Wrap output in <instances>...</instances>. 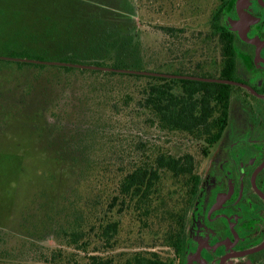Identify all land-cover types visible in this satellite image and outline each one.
I'll return each instance as SVG.
<instances>
[{"label": "rangeland", "instance_id": "374dc122", "mask_svg": "<svg viewBox=\"0 0 264 264\" xmlns=\"http://www.w3.org/2000/svg\"><path fill=\"white\" fill-rule=\"evenodd\" d=\"M230 1L0 0V57L15 58L16 52L29 51L30 60L72 58L86 65L108 56L112 47L105 45L104 38H110L107 41L111 43L121 36L132 38L145 54H157L163 62L158 28L209 32L214 13ZM17 63L0 60V264H55L53 256L58 252L64 255L58 264H72L71 258L87 264L89 253L68 248L64 236L70 203L99 191L96 173L82 179L83 173L92 167L94 171V165L103 167L129 159L135 148L131 129L144 130L139 139L148 146L154 143L180 153L188 144L171 135L155 139L152 128L136 118H112L104 104L109 96L98 93L102 87L96 85L102 81L95 77ZM113 83L104 89L117 85ZM244 92L237 90L233 95L230 125L210 156L204 159L196 154L201 162V206L214 196L210 170L230 144L253 147L244 155L257 156L256 143L264 140V130L251 132L247 124L249 112L257 114L264 100L254 96L244 99L240 95ZM191 218L193 226V213ZM121 229V249L100 253L101 258L123 261L128 254L147 249L141 247H148L149 234H141L127 219ZM137 238L143 241L136 242ZM157 250L163 257L169 252ZM194 252L195 248L189 255ZM122 253L125 256L117 257Z\"/></svg>", "mask_w": 264, "mask_h": 264}, {"label": "trees", "instance_id": "16d2710c", "mask_svg": "<svg viewBox=\"0 0 264 264\" xmlns=\"http://www.w3.org/2000/svg\"><path fill=\"white\" fill-rule=\"evenodd\" d=\"M209 27V32L195 33L173 26L158 28L164 47L163 62L157 54H145L139 43L134 45L132 38L119 36L111 43H108L110 38H104L105 45L112 47L107 50L108 56L86 65L238 81L235 78L238 53L234 36L224 25L222 11L218 9L214 13ZM30 54L29 51L16 52L15 58L29 59ZM58 61L79 63L72 58ZM17 64L95 77L102 81L97 82L100 85L96 88L102 87L98 93L109 96L104 104L112 118H136L152 128L155 139L171 135L183 145L188 144L180 153L154 143L148 146L139 139L144 130H129V136L135 139L129 159L103 167L94 165V171L92 167V171L83 173L82 179L96 173L99 191L70 203L68 230L64 234L68 248L89 253L87 264H183L189 217L202 183L201 162L196 154L204 159L210 156L228 127L233 95L243 89L190 80ZM113 82L117 85L104 89L108 84H116ZM94 189L93 186L88 191ZM124 219L137 226L144 236L149 234L148 247H141L147 249L128 254L123 261L111 256L101 258L100 253L110 254L121 249ZM138 241L143 239L137 238ZM157 249L169 251L168 255L163 257ZM123 255L117 254V257ZM53 257L58 264L64 255L58 252ZM70 261L80 263L74 258Z\"/></svg>", "mask_w": 264, "mask_h": 264}, {"label": "flooded vegetation", "instance_id": "af4514ba", "mask_svg": "<svg viewBox=\"0 0 264 264\" xmlns=\"http://www.w3.org/2000/svg\"><path fill=\"white\" fill-rule=\"evenodd\" d=\"M231 1L219 10L238 53L235 78L239 82H235L264 96V0ZM239 88L245 91L240 94L244 99L264 100ZM256 111L248 114L251 132L264 130V105ZM234 145L230 144L210 170L213 198H206L202 206L197 199L190 213L183 264L188 257L190 264H264V247L251 252L264 245V140L256 143L257 156L244 155L253 147Z\"/></svg>", "mask_w": 264, "mask_h": 264}, {"label": "water", "instance_id": "95a60500", "mask_svg": "<svg viewBox=\"0 0 264 264\" xmlns=\"http://www.w3.org/2000/svg\"><path fill=\"white\" fill-rule=\"evenodd\" d=\"M0 60L13 61V62H18V63L47 65V66L69 67V68H77V69H83V70L84 69L96 70V71L113 72V73H120V74H131V75L147 76V77H159V78H166V79L190 80V81H197V82L233 85V86L243 87V88L247 89L248 91H250L255 96L260 97V98H264V96L257 94L251 87L244 85V84H241V83H238V82H235V81H230V80L201 78V77H196V76H181V75H173V74H165V73L148 72V71L123 70V69H114V68L99 67V66L71 64V63H65V62H47V61L20 59V58L0 57ZM263 166H264V164H263ZM263 247H264V245H262L261 247L255 249L251 252L259 251Z\"/></svg>", "mask_w": 264, "mask_h": 264}]
</instances>
